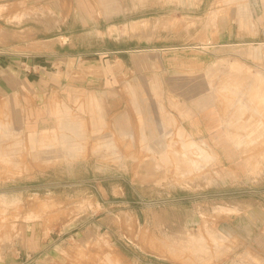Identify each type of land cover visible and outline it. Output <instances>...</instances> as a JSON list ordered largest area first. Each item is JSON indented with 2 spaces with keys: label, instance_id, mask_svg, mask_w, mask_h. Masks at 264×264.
<instances>
[{
  "label": "rangeland",
  "instance_id": "obj_1",
  "mask_svg": "<svg viewBox=\"0 0 264 264\" xmlns=\"http://www.w3.org/2000/svg\"><path fill=\"white\" fill-rule=\"evenodd\" d=\"M30 27L84 85L0 98V264H264V0H0Z\"/></svg>",
  "mask_w": 264,
  "mask_h": 264
},
{
  "label": "crops",
  "instance_id": "obj_2",
  "mask_svg": "<svg viewBox=\"0 0 264 264\" xmlns=\"http://www.w3.org/2000/svg\"><path fill=\"white\" fill-rule=\"evenodd\" d=\"M106 1V0H101ZM5 28H0V35L5 32ZM25 34L27 42L23 46L30 47L29 56H16L15 46L10 47L8 52L0 51V98L11 95L20 89L23 83L28 87H32L36 96H42V92H63L67 86L79 87L84 84L70 83L63 75L66 73L64 62L66 55L59 54L55 48H63L66 44L61 43L57 38L63 36L55 35L49 38H36L38 30L35 27L27 28ZM33 35H35L33 37ZM32 36V37H30ZM28 37V38H26ZM129 49V47H128ZM4 50V49H2ZM124 51V49H118ZM55 63H61L59 67H55ZM54 66V67H53ZM28 67V69L26 68ZM32 70V71H31ZM34 72V73H31ZM60 73V78L46 77L47 74ZM101 84H90L95 86ZM204 132V131H202Z\"/></svg>",
  "mask_w": 264,
  "mask_h": 264
},
{
  "label": "bare ground",
  "instance_id": "obj_3",
  "mask_svg": "<svg viewBox=\"0 0 264 264\" xmlns=\"http://www.w3.org/2000/svg\"><path fill=\"white\" fill-rule=\"evenodd\" d=\"M261 142V141H260ZM254 146V145H253ZM262 146H263V144H262ZM260 148V147H259ZM258 148H256L255 150H257ZM259 150V149H258ZM148 161V160H147ZM149 162V161H148ZM185 239V241L186 242H188V243H190V244H192V246L194 245L196 248H197V250L198 251H201V252H203V251H206V249H207V246H206V244H205V240H204V238L202 237V239H196V238H192L191 236H187L186 238H184ZM193 246V247H194ZM196 248H194V250L196 249Z\"/></svg>",
  "mask_w": 264,
  "mask_h": 264
}]
</instances>
